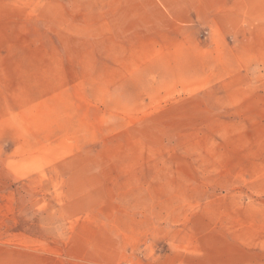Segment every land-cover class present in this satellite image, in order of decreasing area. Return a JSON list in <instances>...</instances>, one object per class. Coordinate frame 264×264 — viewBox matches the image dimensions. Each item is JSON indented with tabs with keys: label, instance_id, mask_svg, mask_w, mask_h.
<instances>
[{
	"label": "rangeland",
	"instance_id": "374dc122",
	"mask_svg": "<svg viewBox=\"0 0 264 264\" xmlns=\"http://www.w3.org/2000/svg\"><path fill=\"white\" fill-rule=\"evenodd\" d=\"M85 1L0 0V264H264V0Z\"/></svg>",
	"mask_w": 264,
	"mask_h": 264
},
{
	"label": "crops",
	"instance_id": "0c3cea01",
	"mask_svg": "<svg viewBox=\"0 0 264 264\" xmlns=\"http://www.w3.org/2000/svg\"><path fill=\"white\" fill-rule=\"evenodd\" d=\"M72 4L73 10H76V5L81 6L80 0H73ZM83 4L88 6L85 8L88 11L151 13L147 15V20L151 24L142 23L145 22V14H137L134 26L163 27L177 26V23L181 21L189 26L191 22H198L200 19H216L217 13L231 10L235 6V0H102L99 4L88 0ZM123 19L121 17L120 20ZM124 20L121 22H127L126 19ZM122 25H129V23ZM185 252V254L167 253L163 260L168 261L167 264H225L220 260L210 262L209 255L202 253L207 251L201 245L189 247Z\"/></svg>",
	"mask_w": 264,
	"mask_h": 264
},
{
	"label": "built area",
	"instance_id": "2783aa9c",
	"mask_svg": "<svg viewBox=\"0 0 264 264\" xmlns=\"http://www.w3.org/2000/svg\"><path fill=\"white\" fill-rule=\"evenodd\" d=\"M125 264H131V263H125Z\"/></svg>",
	"mask_w": 264,
	"mask_h": 264
}]
</instances>
